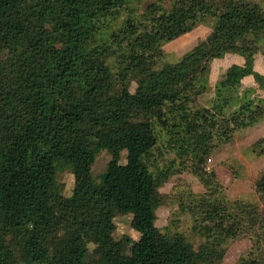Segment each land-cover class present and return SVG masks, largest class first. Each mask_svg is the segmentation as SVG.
Instances as JSON below:
<instances>
[{
  "label": "trees",
  "instance_id": "16d2710c",
  "mask_svg": "<svg viewBox=\"0 0 264 264\" xmlns=\"http://www.w3.org/2000/svg\"><path fill=\"white\" fill-rule=\"evenodd\" d=\"M145 1L0 0V264H220L225 251L216 239L238 237L222 207L206 211L212 225L198 250L184 234L162 232L156 212L168 177L155 175L151 161L162 132L190 135L208 156L216 142L230 143L264 119V105L250 101L226 115L245 78L264 90V75L255 70L264 7L170 0L169 9H142ZM201 24L211 28L207 39L157 68L164 44ZM115 48L119 69L110 62ZM227 56L244 63L221 77L213 108L191 119V102L211 91L213 63ZM255 149L264 156V139ZM102 151L111 160L96 178ZM65 172L74 177L70 196L60 181ZM256 189L264 198V174ZM239 210L260 231L239 264H264L259 207ZM129 214L140 238L115 239V219Z\"/></svg>",
  "mask_w": 264,
  "mask_h": 264
},
{
  "label": "rangeland",
  "instance_id": "374dc122",
  "mask_svg": "<svg viewBox=\"0 0 264 264\" xmlns=\"http://www.w3.org/2000/svg\"><path fill=\"white\" fill-rule=\"evenodd\" d=\"M249 1L264 7V0ZM150 3H161L167 9L171 7L170 0H149L144 2L142 9ZM122 21L123 19H119L111 24V32L119 30ZM210 31L209 25L201 24L185 36L164 44L165 55L160 59L157 68L164 63H176L182 59L206 40ZM114 54L115 58L110 62L114 69H119L120 51L115 48ZM243 63V59L235 56H227L213 63L209 76L211 91L191 102L189 109L191 119L197 110L213 108L217 102L216 87L219 80L231 65ZM255 70L264 75V40L256 56ZM230 96L233 101L226 115L236 110L243 101H250L253 106L264 105V90L252 76L245 78L240 89ZM190 137L180 133V137L172 138L169 132H162L159 136L151 166L155 175L168 177V180L160 188L163 203L156 212V226L164 233L184 234L198 250L205 243L206 227H211L206 211L222 207L225 213L231 215L230 219L235 222L234 225L240 233L235 239H216L217 243L222 240L221 247L225 251L220 264H239L243 257H249L257 234L260 233L250 225L239 207L258 205L259 213L264 219V198L258 195L256 189L258 180L264 174V156L259 155L255 149V145L264 139V119L255 125L238 130L230 143L220 145L216 142L217 145L208 156L199 153L195 144L190 142ZM125 157L126 152L122 154L123 163ZM110 160V153L102 151L96 158L92 174L96 178L99 177L106 171ZM205 180L211 183L212 189L204 183ZM60 181L65 186V196H70L74 187L73 175L65 172L61 174ZM205 199L210 205L203 203ZM132 218L133 216L129 214L115 219V239L119 240L123 236L135 240L140 238V234L131 226ZM89 247L93 251L95 245L91 244Z\"/></svg>",
  "mask_w": 264,
  "mask_h": 264
}]
</instances>
